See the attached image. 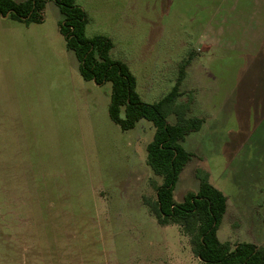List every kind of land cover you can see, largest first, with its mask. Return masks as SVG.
<instances>
[{
  "label": "rangeland",
  "instance_id": "obj_1",
  "mask_svg": "<svg viewBox=\"0 0 264 264\" xmlns=\"http://www.w3.org/2000/svg\"><path fill=\"white\" fill-rule=\"evenodd\" d=\"M76 4L143 102L167 95L189 61L178 103L204 124L182 144L193 157L174 200L208 172L228 201L219 240L264 246V0ZM62 19L54 2L41 24L0 18V264H203L145 205L162 183L147 164L154 126L113 123L111 84L81 77Z\"/></svg>",
  "mask_w": 264,
  "mask_h": 264
},
{
  "label": "trees",
  "instance_id": "obj_2",
  "mask_svg": "<svg viewBox=\"0 0 264 264\" xmlns=\"http://www.w3.org/2000/svg\"><path fill=\"white\" fill-rule=\"evenodd\" d=\"M48 2H54L60 9L63 19L59 29L67 49L79 62L81 77L98 86L111 84L108 113L113 123L122 131L134 129L141 120L152 123L155 128L153 139L147 145V164L162 183L156 186L155 201L145 205L158 224L179 225L190 237L193 253L203 264H264V246L253 243L233 246L219 240L218 230L228 208L227 197L210 183L208 172L199 169L196 174L199 189L188 192L182 203L174 200L179 177L193 157L182 144L204 124L202 118L190 116V102L178 103L189 61L181 66L176 84L167 95L153 104L143 102L129 66L111 58L112 39L86 35L88 17L76 0H0V18L41 24ZM171 115L176 118L174 124L168 121Z\"/></svg>",
  "mask_w": 264,
  "mask_h": 264
},
{
  "label": "crops",
  "instance_id": "obj_3",
  "mask_svg": "<svg viewBox=\"0 0 264 264\" xmlns=\"http://www.w3.org/2000/svg\"><path fill=\"white\" fill-rule=\"evenodd\" d=\"M60 10V9H59ZM61 13V12H60ZM96 23V21H92L91 22V24H95ZM97 35H101V34H97ZM97 35H93V36H89V38H92V37H94V36H97ZM72 52V51H71ZM112 52V51H111ZM75 55V54H74ZM76 57V56H75ZM77 59V58H76ZM77 62H78V60H77ZM78 70H79V62H78ZM196 192V191H195ZM227 204H228V201H227ZM228 209V208H227Z\"/></svg>",
  "mask_w": 264,
  "mask_h": 264
},
{
  "label": "water",
  "instance_id": "obj_4",
  "mask_svg": "<svg viewBox=\"0 0 264 264\" xmlns=\"http://www.w3.org/2000/svg\"><path fill=\"white\" fill-rule=\"evenodd\" d=\"M7 18V17H6Z\"/></svg>",
  "mask_w": 264,
  "mask_h": 264
}]
</instances>
